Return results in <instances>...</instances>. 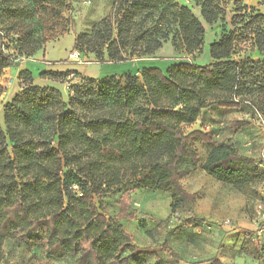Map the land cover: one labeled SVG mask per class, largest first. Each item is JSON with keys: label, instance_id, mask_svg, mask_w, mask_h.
<instances>
[{"label": "trees", "instance_id": "1", "mask_svg": "<svg viewBox=\"0 0 264 264\" xmlns=\"http://www.w3.org/2000/svg\"><path fill=\"white\" fill-rule=\"evenodd\" d=\"M192 1L205 22L223 18L227 0ZM60 2L0 0V75L19 61L5 42L13 43L18 54H34L40 36L26 23L44 13L52 15L53 8H47ZM250 16L254 22L244 27H255L242 40L263 53L264 15ZM202 34L191 8L176 0H113L111 12L90 31L75 35L73 49L92 53L99 63H120L152 54L167 41L175 50L190 51ZM238 42L234 30L223 31L209 45L212 61H178L164 69L145 66L140 77L39 71L40 77L53 80L73 75L77 82L68 87L67 99L56 88L36 85L30 70L20 71L19 89L4 104V127L0 125V264L2 245L10 235L27 249L41 246L44 264L74 254L72 264H132L133 258L140 264V256L157 258L166 242L161 247L139 246L120 222L135 215L131 191H169L171 212L195 201L181 180L197 164L191 140L210 138L199 130L185 133L181 125L193 123L212 104H245L256 110L250 98L264 96V60L248 54L235 57ZM232 125L243 128L247 121ZM200 168L242 192L264 178V163L244 155L230 141L213 143ZM115 188L118 210L108 217L100 211L99 197ZM194 221L187 218L182 224ZM179 258L171 252L165 262L178 264ZM210 261L223 264L217 258Z\"/></svg>", "mask_w": 264, "mask_h": 264}, {"label": "rangeland", "instance_id": "2", "mask_svg": "<svg viewBox=\"0 0 264 264\" xmlns=\"http://www.w3.org/2000/svg\"><path fill=\"white\" fill-rule=\"evenodd\" d=\"M60 1L59 4L47 8V11L51 7L53 8L55 13L52 15L44 13L41 17L35 16L34 20L26 23V27L29 30L33 31L37 37L40 36L38 49L34 54H18L13 43L5 42L9 50L18 57L19 61L34 59V56L38 54L39 59L49 60L51 67L49 66L50 68L46 70L74 71L90 77L111 75L123 77L126 73L140 77L141 69L149 66L154 61H163L167 63L166 65L186 60H193L197 63L212 61L209 54V45L218 40L223 31L229 30H234L235 35L239 37L238 53L235 54V57L248 54L254 59L264 60V52L259 53L256 49H252L249 40H242L246 36V32H249L250 27H255L254 24L244 27L246 22H254L253 16H250V14L256 15L260 13L264 15V1L260 2L261 0H227L224 4L223 18L212 24L203 20L199 7L195 6L192 0H176L178 5H187L191 8L194 16L201 24L203 28V34L200 37L201 42L196 43L194 49L188 51L184 48L175 50L171 42L167 41L152 54L133 56L121 68H117L114 63H99V60L89 52L78 50L76 55H73L75 35L79 32L90 31L99 19L111 12L113 0ZM244 5L254 7V12H250L248 8L240 12L237 11L238 7H243ZM234 20L235 23L232 25ZM12 68L10 70L6 68L0 75V85L2 86V93L0 94V125L2 127H4L3 106L18 91V75L23 70L16 72V68ZM33 78L34 83L38 86L56 88L65 99L68 97V87L77 82L73 75L64 76L60 80H53L47 77H40L39 73H35ZM250 101L254 104L255 109L264 112V96L254 94ZM208 107L217 109L218 106L212 104ZM211 112L209 115L215 117L216 113L214 111ZM241 115L238 112L236 114V116L240 117ZM237 120L241 119L237 118L234 121ZM258 121L260 122L259 119ZM232 123L233 121L230 124L232 130L239 129L234 128ZM262 126L264 127V125ZM199 152L202 153V151ZM263 159L260 156L257 160L263 161ZM185 179L186 177L181 180V185L188 193L193 194L196 199L191 204L183 202L173 212L170 211V198L167 192H159L160 190L150 188H137L131 191L135 215L132 219H125L121 222L125 231L130 235L134 243L142 247H161L160 245L166 242L164 248L159 250V258L140 256L138 258L140 264H166L165 261L170 257L171 252L180 254V256L192 257L198 251L202 255L201 257H208L213 248L218 246L220 249V247H223L221 243L226 234H231L229 238L240 234L241 237L243 236V238L253 244L252 235H254L253 233L256 230L248 229L246 226L238 224V221L239 218L243 217V214H248L249 210H253L252 218L256 223V229L262 225L264 222L263 198L244 199V191L221 184L211 176L195 177L193 181L195 183V191L192 192L184 185ZM118 196L119 191L116 188L103 193L99 197L101 199L100 211L108 217L113 216L118 210ZM99 198L95 196V200ZM258 204L261 205L260 210L257 208ZM187 218H193L195 220L194 223L192 225L182 224ZM179 225L181 227L175 230ZM217 237L219 238L218 241ZM230 241L232 240L230 239ZM253 247L254 245L249 247V249H253ZM2 251L1 264H11L17 260H23L28 264H44L45 252L41 246L27 249L24 244L17 241L14 235H10L4 240ZM76 257L77 255L74 254L62 259H52V261L55 264H72ZM131 261L134 264L135 258L131 259ZM178 264H180V260Z\"/></svg>", "mask_w": 264, "mask_h": 264}, {"label": "crops", "instance_id": "3", "mask_svg": "<svg viewBox=\"0 0 264 264\" xmlns=\"http://www.w3.org/2000/svg\"><path fill=\"white\" fill-rule=\"evenodd\" d=\"M49 63V60L39 59L38 54H36L34 59L19 61L18 65L13 68L8 67V69L16 68V72L21 69H28L33 75H35V73H39V71L43 69L50 68L51 65H49ZM124 63L125 62L114 63V65L117 66V68H121ZM166 64L167 63H164L163 61H154L149 66H157L164 69L167 66ZM211 111L216 113L215 117L209 115ZM237 112L241 113V117L244 118L236 116ZM237 118L247 121V125L243 128L232 130L230 124ZM262 125L263 124L258 121V118L255 115L254 108H251L248 105H242L238 109L219 107L215 109V107H206L200 111L199 117L193 123L182 124L181 127L185 133L199 130L210 138V142L202 141L199 137H195L191 140L193 148L198 153V159L196 166L192 168L184 180V185L187 189L192 192L195 191V183H193L195 177H208V175H206L200 168V164L204 160L209 147L215 142H234L244 155L250 156L254 159H258L260 156L264 158V127ZM199 151H202V153ZM245 189V192H243L244 199L249 200L257 197L264 199V178L261 180H255ZM162 191L163 190H160L159 192ZM164 192H167L169 195L170 205L172 200L170 192ZM252 211L253 210H249L248 214H243V217L239 218L238 224L244 225L248 229L256 230V223L252 218L254 213ZM122 221L123 220L120 222ZM195 232L197 233V231ZM253 234V244L250 243L251 241L243 238V236L241 237L240 234L238 236H231L233 239L229 238L231 234H226L221 243L223 247H220V249L218 246L217 248H213L208 257H201L202 255H200L198 251L196 253L198 255L195 254V256L192 257H186L184 255L180 256L179 254L180 264H211L210 259L212 258L219 259L223 264H264V253L261 252V247L264 243V231L258 235L256 231H254ZM218 239L219 238L217 237V241ZM230 239L232 241H230ZM252 245H254L253 249H249ZM153 258L155 259L154 256Z\"/></svg>", "mask_w": 264, "mask_h": 264}, {"label": "built area", "instance_id": "4", "mask_svg": "<svg viewBox=\"0 0 264 264\" xmlns=\"http://www.w3.org/2000/svg\"><path fill=\"white\" fill-rule=\"evenodd\" d=\"M78 50H76V49H73V55H76V52H77ZM255 115H256V117L260 120V122L264 125V112H261L260 110H255ZM261 162L262 163H264V159H263V161L261 160ZM257 208L259 209V208H261V205L260 204H258L257 205ZM260 210V209H259ZM264 231V222H263V224L262 225H260V226H258V228L256 229V233H257V235L258 234H260V233H262Z\"/></svg>", "mask_w": 264, "mask_h": 264}]
</instances>
